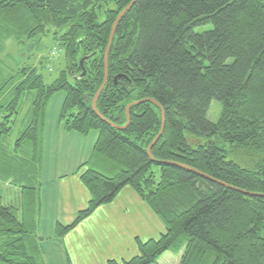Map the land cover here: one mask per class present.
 I'll return each instance as SVG.
<instances>
[{"label": "trees", "instance_id": "1", "mask_svg": "<svg viewBox=\"0 0 264 264\" xmlns=\"http://www.w3.org/2000/svg\"><path fill=\"white\" fill-rule=\"evenodd\" d=\"M132 1L0 0V52L51 32L48 57L65 63L49 84L41 59L0 79V187L15 192L5 203L0 188V264H41L44 125L55 95L65 133H97L79 175L89 201L55 238L128 187L165 233L107 264H159L166 253L178 264H264V0H136L115 30L98 115L111 29ZM141 100L126 129L109 124L124 126L126 107Z\"/></svg>", "mask_w": 264, "mask_h": 264}, {"label": "crops", "instance_id": "2", "mask_svg": "<svg viewBox=\"0 0 264 264\" xmlns=\"http://www.w3.org/2000/svg\"><path fill=\"white\" fill-rule=\"evenodd\" d=\"M62 95L49 102L44 125L41 166V264L120 263L138 255L136 240L146 242L165 233L160 219L128 187L112 204L98 208L92 216L62 238H55V226H68L89 201V193L79 180L85 169L97 133L87 137L67 134L59 122ZM164 257V256H163ZM175 264V263H174ZM178 264V263H177Z\"/></svg>", "mask_w": 264, "mask_h": 264}, {"label": "rangeland", "instance_id": "3", "mask_svg": "<svg viewBox=\"0 0 264 264\" xmlns=\"http://www.w3.org/2000/svg\"><path fill=\"white\" fill-rule=\"evenodd\" d=\"M22 42L23 43H17L15 41L14 43L12 41H8L3 50L0 52L1 82H3L4 79H7L17 69L22 68L27 64L35 65V63L41 59L43 61V69L40 70V72L43 74L46 83H52L58 77L60 71L65 68V63L64 55L62 53L56 55L52 60L48 57L55 46L51 32H48L42 37H37L31 40L23 39ZM48 66L51 67V71L47 70ZM215 104L218 103L215 101L212 102V116H214L217 112ZM218 106L220 107L219 104ZM27 110L28 105L26 106V103H24L23 113ZM18 128L19 125H17L13 131L12 137L14 140L19 137L17 134V131L19 130ZM0 188L5 191V194L3 193L5 203L14 198L15 192L11 189V187L1 186ZM178 261L177 256H174L171 253H166L164 257L159 260V264H177Z\"/></svg>", "mask_w": 264, "mask_h": 264}, {"label": "water", "instance_id": "4", "mask_svg": "<svg viewBox=\"0 0 264 264\" xmlns=\"http://www.w3.org/2000/svg\"><path fill=\"white\" fill-rule=\"evenodd\" d=\"M136 2V0H133L126 8H124L120 13L119 15L117 16L116 20L114 21L113 23V26H112V29H111V33H110V36H109V40H108V45L106 47V50H105V53H104V78H103V83L102 85L100 86V88L98 89V91L96 92L93 100H92V108L95 112H97L96 110V102H97V99L100 95V93L102 92L103 88L105 87L106 83H107V80H108V72H107V66H108V54H109V50H110V47H111V44H112V41H113V37H114V34H115V30H116V27L119 23V21L122 19V17L130 10V8L132 7V5ZM89 58V56H86L84 58H82L80 61H79V66L80 68L82 69V73L81 75L77 78V79H81L82 77H84L85 75V69L83 67V64L84 62ZM145 101H148V100H141V101H137V102H133V103H130L127 107H126V123L124 126H116L112 123L109 122V124L114 127L116 130H119V131H123L124 129H126L129 125V121H130V117H129V108L132 106V105H137V104H140L142 102H145ZM98 114V112H97ZM99 115V114H98ZM162 119V125H161V130L159 131V134L156 136V138L152 141V143L149 145V147L147 148L146 152L147 154L151 157V154H150V151H151V148L157 143L158 139L160 138V136L162 135V131H163V127H164V120H163V115L161 117ZM108 122V121H106Z\"/></svg>", "mask_w": 264, "mask_h": 264}]
</instances>
